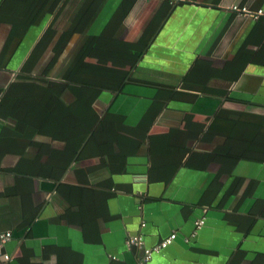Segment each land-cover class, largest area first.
<instances>
[{"label":"crops","instance_id":"0c3cea01","mask_svg":"<svg viewBox=\"0 0 264 264\" xmlns=\"http://www.w3.org/2000/svg\"><path fill=\"white\" fill-rule=\"evenodd\" d=\"M233 3L264 8V0H0V51H14L0 70L9 79H0V89L49 28L53 42L73 29L63 51L85 41L145 51L133 68L89 60L159 83L128 81L103 91L94 102L96 125L109 111L122 115L125 127L99 133L94 154L76 161L85 141L66 170L24 178L12 170L18 154L0 156V233H12L1 248L11 255L8 264H264V160L232 163L216 154L228 140L233 152L240 148L229 120L237 115L218 118L221 108L264 114V15H239ZM161 88L187 94L164 99ZM3 125L0 119V134ZM117 135L125 144L143 141L119 158L116 138H108ZM49 150L43 144L40 151ZM172 232L176 240L150 261L126 244L141 234L151 247Z\"/></svg>","mask_w":264,"mask_h":264},{"label":"trees","instance_id":"16d2710c","mask_svg":"<svg viewBox=\"0 0 264 264\" xmlns=\"http://www.w3.org/2000/svg\"><path fill=\"white\" fill-rule=\"evenodd\" d=\"M72 30L63 32L59 40L53 42L52 36L55 31L49 28L44 40L42 39L36 49L30 52L14 79L7 87L0 89V119L4 124L0 134V156L18 154L19 162L12 170L21 173L19 176L24 178L31 175L50 176L54 168L66 170L85 141L76 161L94 154L90 149L99 133L119 131L125 127L123 116L109 111L96 125L100 113L94 108V102L103 91L114 93L122 89L128 81L159 84L141 79L129 69L89 60L95 57L130 65L133 68L145 51H117V47L113 51L95 49L91 41H85L78 51H63ZM129 45L136 47L134 46L136 44ZM50 46L54 50L46 51ZM13 52L0 51V70L6 69ZM3 79L9 80L6 77ZM193 87L195 86L184 82V88H196ZM204 88L202 90H206ZM160 93L164 99L179 98L187 94L163 88L160 89ZM160 104L162 106L163 103H159V106ZM150 111L152 113L145 119L149 123L145 132L149 131L155 115L153 111L157 110L152 108ZM233 113H236L237 119H229L234 133L230 135L231 138L239 140L240 148L233 152L234 142L228 140L226 148H220L216 154L224 155L232 163L244 157L263 161L264 114H249L221 108L217 117L223 116L227 119L228 114ZM10 120L14 121L13 125L9 123ZM92 129L94 131L90 135ZM40 135L48 136L49 141L41 140ZM108 138H116L117 146L121 148L117 154L119 158L127 152L124 147L127 146L129 152H132L130 150L134 151L133 145L142 144L143 141L141 138L138 141L129 139L125 144L123 139H119V135ZM55 141L63 142L64 148L58 149L53 146ZM43 144L50 147L48 153L40 151ZM29 148L36 149L32 156H28ZM44 156L46 158L43 162L41 160ZM80 173L88 174L85 168H80ZM69 188L78 189L74 186ZM8 192L11 194V191ZM0 209H3V206H0ZM27 222L31 223L32 218L30 217Z\"/></svg>","mask_w":264,"mask_h":264},{"label":"built area","instance_id":"2783aa9c","mask_svg":"<svg viewBox=\"0 0 264 264\" xmlns=\"http://www.w3.org/2000/svg\"><path fill=\"white\" fill-rule=\"evenodd\" d=\"M229 8L242 16L252 17L258 19L261 15H264V8L252 9L246 4L233 3ZM204 217L199 218L195 221L196 228L192 232V236L197 234V229H199L204 224ZM146 222H142V226H145ZM12 237L11 231H4L0 233V264H8L11 259V255L8 252H4L1 248L3 245ZM177 238V232H172L165 238H163L157 244L148 247L145 245L143 236L141 234H135L127 238L126 244L128 247L142 248L144 251L143 261H150L154 253L160 252L162 249L166 248L172 244ZM191 239V236L186 238L187 241Z\"/></svg>","mask_w":264,"mask_h":264},{"label":"water","instance_id":"95a60500","mask_svg":"<svg viewBox=\"0 0 264 264\" xmlns=\"http://www.w3.org/2000/svg\"><path fill=\"white\" fill-rule=\"evenodd\" d=\"M17 72H18V71H16L15 73H17ZM117 93H118V92H117ZM117 93H116V94H117Z\"/></svg>","mask_w":264,"mask_h":264}]
</instances>
